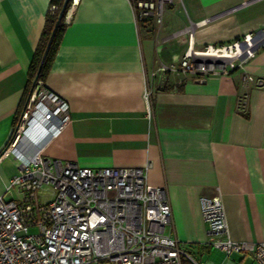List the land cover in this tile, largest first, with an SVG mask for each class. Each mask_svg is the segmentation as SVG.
Instances as JSON below:
<instances>
[{
  "label": "crops",
  "instance_id": "obj_1",
  "mask_svg": "<svg viewBox=\"0 0 264 264\" xmlns=\"http://www.w3.org/2000/svg\"><path fill=\"white\" fill-rule=\"evenodd\" d=\"M50 9V0H0V195L17 170L3 151L31 90L28 70ZM246 35L257 38L253 56H220L225 72L197 80L156 71L178 67L188 51L216 59V48ZM45 86L68 103L72 120L44 156L90 168L149 163L147 184L164 186L171 205L165 232L189 255L181 264L254 262L207 243L199 197L220 192L231 239L264 241V0H172L158 25L139 20L132 0H78Z\"/></svg>",
  "mask_w": 264,
  "mask_h": 264
},
{
  "label": "built area",
  "instance_id": "obj_2",
  "mask_svg": "<svg viewBox=\"0 0 264 264\" xmlns=\"http://www.w3.org/2000/svg\"><path fill=\"white\" fill-rule=\"evenodd\" d=\"M77 2L69 1L67 21ZM170 2L132 0L137 18L150 19L156 25L162 22L163 7ZM185 30L192 44V27ZM251 37L212 50L216 59L198 61L188 51L178 67L162 63L156 71L193 73L197 80L217 69L225 72L219 55L246 46ZM251 45L242 49V62L253 56ZM246 78L252 80L250 75ZM152 94L148 80L143 91L147 117ZM71 120L68 103L45 82L34 81L3 151L17 160V170L0 195V264H181V256L189 255L165 232L172 221L171 205L164 186L147 184L149 163L90 168L43 155L45 146ZM44 184L52 185L54 197L39 203L38 191ZM199 202L208 225V244L226 254L241 252L256 264H264V241L230 238L218 190L200 196ZM30 228L36 231L30 232Z\"/></svg>",
  "mask_w": 264,
  "mask_h": 264
},
{
  "label": "trees",
  "instance_id": "obj_3",
  "mask_svg": "<svg viewBox=\"0 0 264 264\" xmlns=\"http://www.w3.org/2000/svg\"><path fill=\"white\" fill-rule=\"evenodd\" d=\"M63 2L64 0H50L51 6L53 5L55 8L50 9L45 16L44 28L30 62L28 74L31 81V87L34 81L41 80L42 82H45L65 28L68 25V21L65 18L68 4L59 18ZM47 47L46 55L43 58Z\"/></svg>",
  "mask_w": 264,
  "mask_h": 264
},
{
  "label": "rangeland",
  "instance_id": "obj_4",
  "mask_svg": "<svg viewBox=\"0 0 264 264\" xmlns=\"http://www.w3.org/2000/svg\"><path fill=\"white\" fill-rule=\"evenodd\" d=\"M255 39H257V38L254 37V38L248 39V41L246 43L247 47L249 45H251L252 41H254ZM242 40H244V38ZM236 51H242V50L238 48V50H236ZM226 52H229L230 55L232 56L233 55V52H235V51H233V50H231V51L230 50H227ZM13 190L15 191V189H13ZM53 197H54V188L52 187V185L44 184L39 189V191H38V201H39V203L46 202V201L52 199ZM29 231L30 232H35L36 231V228H30ZM230 259H235L236 260L235 254H233L230 257ZM241 263L242 264H255L254 262L250 261L249 259L241 258L240 257V259H238L236 261V264H241Z\"/></svg>",
  "mask_w": 264,
  "mask_h": 264
},
{
  "label": "water",
  "instance_id": "obj_5",
  "mask_svg": "<svg viewBox=\"0 0 264 264\" xmlns=\"http://www.w3.org/2000/svg\"><path fill=\"white\" fill-rule=\"evenodd\" d=\"M69 1H70V0H64L63 5H62V8H61L60 13H59V18H60V16L62 15L64 8H65L66 5L69 3ZM47 49H48V47L46 48V50H45V52H44L43 58H44V56L46 55Z\"/></svg>",
  "mask_w": 264,
  "mask_h": 264
},
{
  "label": "bare ground",
  "instance_id": "obj_6",
  "mask_svg": "<svg viewBox=\"0 0 264 264\" xmlns=\"http://www.w3.org/2000/svg\"><path fill=\"white\" fill-rule=\"evenodd\" d=\"M252 38V37H251ZM250 39V38H249ZM244 47H247V45L246 46H239L238 48L239 49H243ZM238 50V49H237ZM227 50H224L223 51V53L222 54H220L219 56H222V57H227V56H229L230 55V53L229 52H226ZM211 52V51H210ZM213 53V52H212Z\"/></svg>",
  "mask_w": 264,
  "mask_h": 264
}]
</instances>
